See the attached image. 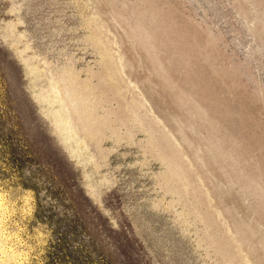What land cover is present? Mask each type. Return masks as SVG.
Returning <instances> with one entry per match:
<instances>
[{
  "label": "rangeland",
  "instance_id": "374dc122",
  "mask_svg": "<svg viewBox=\"0 0 264 264\" xmlns=\"http://www.w3.org/2000/svg\"><path fill=\"white\" fill-rule=\"evenodd\" d=\"M0 198V264H264V0H0Z\"/></svg>",
  "mask_w": 264,
  "mask_h": 264
},
{
  "label": "bare ground",
  "instance_id": "6f19581e",
  "mask_svg": "<svg viewBox=\"0 0 264 264\" xmlns=\"http://www.w3.org/2000/svg\"><path fill=\"white\" fill-rule=\"evenodd\" d=\"M103 69L105 71L104 73H105V76H106V78L104 77V79H105V86H106L108 92H114L115 94H118L119 97H120V99H121L120 102H122L121 104H123L124 106H126L127 102H129L128 93H127V83H129V84H131L132 86L135 87L136 86V82L134 80H132V79L129 82H125L124 78L122 76H119V74H117V71H118L117 66L114 65L113 63L112 64L109 63L108 61H106V62L104 61V63H103ZM140 96H142L141 98H144V96L142 94H140ZM71 99H73V102H80L79 99H77L75 96H71ZM85 101L87 102L88 99L85 100ZM143 101H144V103L147 106L148 105L147 100L146 99H143ZM134 102L135 101H133V103ZM138 102H140V100ZM134 104H136L137 108H139V103H134ZM83 114H86V113L83 112ZM136 116L139 117L138 114H136ZM90 121H92V120L90 119L89 122ZM94 122L96 123V125H99L98 118ZM151 142L155 146H160L163 141L161 140V138L156 137V136H153ZM2 202H4V201H2V199L0 198V212L3 210V203Z\"/></svg>",
  "mask_w": 264,
  "mask_h": 264
}]
</instances>
